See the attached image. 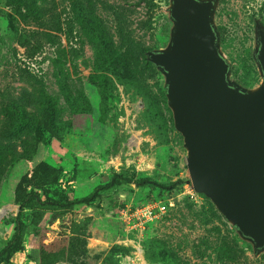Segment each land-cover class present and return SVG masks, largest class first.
Wrapping results in <instances>:
<instances>
[{"label": "rangeland", "instance_id": "rangeland-1", "mask_svg": "<svg viewBox=\"0 0 264 264\" xmlns=\"http://www.w3.org/2000/svg\"><path fill=\"white\" fill-rule=\"evenodd\" d=\"M31 2L41 0H0V248L29 193L79 198L121 170L179 182L171 191L122 183L70 209L31 201L0 264H264V250L192 189L165 77L145 62L142 49L168 44L169 0H55L69 25L55 43L41 38L27 52L33 28L16 10ZM255 22L264 26V0H219V47L229 81L245 89L262 78ZM26 74L40 83L42 105H28ZM15 102L24 107L16 111ZM169 194L179 197L174 207L142 233L126 229L124 208Z\"/></svg>", "mask_w": 264, "mask_h": 264}, {"label": "water", "instance_id": "water-1", "mask_svg": "<svg viewBox=\"0 0 264 264\" xmlns=\"http://www.w3.org/2000/svg\"><path fill=\"white\" fill-rule=\"evenodd\" d=\"M219 0H169L168 44L148 60L165 77L174 129L183 137L189 182L255 252L264 250V26L256 22L260 83L229 81L214 25Z\"/></svg>", "mask_w": 264, "mask_h": 264}, {"label": "trees", "instance_id": "trees-1", "mask_svg": "<svg viewBox=\"0 0 264 264\" xmlns=\"http://www.w3.org/2000/svg\"><path fill=\"white\" fill-rule=\"evenodd\" d=\"M23 4H24L23 7H17L16 12L18 13L20 19L26 25H29L31 26V28H33L30 31L34 33V35L32 36L35 39L29 45L28 42L26 43L25 41L24 45L26 51L28 52L29 48L34 49L35 46H40L41 38L42 39L46 38V42H51V43H55L56 40H59L60 37L58 34L64 30V24L67 23V25H69V22L64 21V18L63 19L61 18V14L57 13L55 0H41V2L39 3L31 2V3H23ZM215 29L217 32V42L220 43L223 29L221 27H216V26ZM147 51L149 50L142 49V52H144L145 55ZM145 62L151 63L148 60L147 55L145 56ZM151 64L157 72L162 73V71L158 67H156L153 63ZM24 80L30 86V91L26 90L25 93L26 101L28 105H33V106H39L40 104L42 105L40 83L34 80L33 77H31V75L28 74L24 75ZM13 106L16 111L24 107L23 105H17L16 102L13 104ZM178 182L179 181L172 182L168 185H163L161 183L156 182L152 177L149 176L138 177L135 171L121 170V171H113L106 181L95 186L87 195L79 198L67 199L64 201H59L51 198H47L43 200L39 197L38 193L36 192L29 193L25 195V197L21 200L19 204L17 214L14 218V222H15L14 231L10 239L7 242H5L3 246L0 248V259L5 257L13 250L15 244L21 237L22 209L26 204H28L31 201H34L36 204L43 206L49 205L59 209H70L75 205L90 204L94 200H96L101 195L102 192L107 191L113 188L114 186L122 183H132L137 187H142L146 185H156L167 191H171L177 186ZM234 230L240 239L246 240L240 235V233L237 231L235 227Z\"/></svg>", "mask_w": 264, "mask_h": 264}, {"label": "built area", "instance_id": "built-area-1", "mask_svg": "<svg viewBox=\"0 0 264 264\" xmlns=\"http://www.w3.org/2000/svg\"><path fill=\"white\" fill-rule=\"evenodd\" d=\"M176 198H179L177 194H169L164 198L128 206L122 210L120 218L126 229L142 233L151 222L159 219L169 208L174 207Z\"/></svg>", "mask_w": 264, "mask_h": 264}, {"label": "flooded vegetation", "instance_id": "flooded-vegetation-1", "mask_svg": "<svg viewBox=\"0 0 264 264\" xmlns=\"http://www.w3.org/2000/svg\"><path fill=\"white\" fill-rule=\"evenodd\" d=\"M256 23V22H255ZM254 57H255V54H254Z\"/></svg>", "mask_w": 264, "mask_h": 264}]
</instances>
